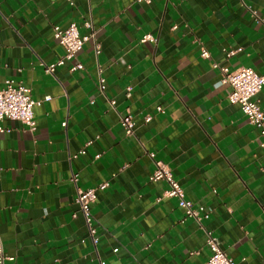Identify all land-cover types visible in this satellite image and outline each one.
<instances>
[{"label": "crops", "instance_id": "1", "mask_svg": "<svg viewBox=\"0 0 264 264\" xmlns=\"http://www.w3.org/2000/svg\"><path fill=\"white\" fill-rule=\"evenodd\" d=\"M70 22L92 32L82 68L47 72L63 53L53 27ZM213 63L264 74V0H0V86L37 102L33 129L0 121L2 264H206L205 229L233 260L264 264V139ZM157 160L208 218L149 180ZM103 182L93 241L74 197Z\"/></svg>", "mask_w": 264, "mask_h": 264}, {"label": "built area", "instance_id": "2", "mask_svg": "<svg viewBox=\"0 0 264 264\" xmlns=\"http://www.w3.org/2000/svg\"><path fill=\"white\" fill-rule=\"evenodd\" d=\"M70 4H72L71 1ZM84 26L90 28L88 22H84ZM91 35L92 32L89 34H80L75 22H70L62 28L54 26L53 37L63 49V53L54 62L45 65L46 71L53 72L55 67L64 65L67 61L71 62L69 67L70 71L81 69L82 64L75 60L76 54ZM141 40L153 41L154 38L150 34H146ZM98 51L99 46L95 45V52L98 53ZM201 56H208L205 48L201 49ZM212 66L218 68L222 75V81L228 83L230 86L227 100L240 107L247 121L258 129L260 137L264 139V104L259 103L256 99L257 93L264 86V74H258L250 67H239L234 70H229L227 67L220 66L216 63H213ZM97 88L100 92L104 91L105 83L101 76L98 77ZM35 103L37 102L31 99L24 87L16 85L10 80H5L3 85L0 86V121L2 119L16 120L33 129L35 121L32 107ZM109 103L113 105L114 101L110 100ZM157 110H160V107H157ZM149 118L147 116L145 120ZM120 123L125 134L132 135L134 123L131 116L129 114L121 116ZM62 124L65 125L64 122ZM80 152L83 153L84 151L81 150ZM150 155L152 156V154ZM149 180L153 182L162 180L167 183L164 196L175 198L177 205L182 209L185 217H191L197 222L208 218L209 210L205 206L198 205L194 207L191 201L185 199L180 183L173 177L171 170L163 161H155V169L149 175ZM106 185L107 182H103L96 187L87 189L79 188L74 197V201L84 217L93 241L95 230L91 226L92 217L90 205L96 198V191L104 189ZM205 236L206 245L210 252L206 264H241L227 256L221 248L218 239L213 236L210 230L205 229ZM4 258L0 250V264H2Z\"/></svg>", "mask_w": 264, "mask_h": 264}]
</instances>
